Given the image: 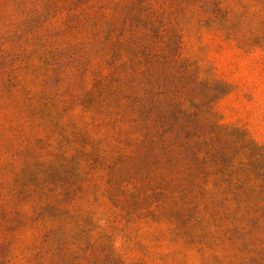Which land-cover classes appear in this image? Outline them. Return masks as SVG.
Returning a JSON list of instances; mask_svg holds the SVG:
<instances>
[{
    "label": "rangeland",
    "instance_id": "1",
    "mask_svg": "<svg viewBox=\"0 0 264 264\" xmlns=\"http://www.w3.org/2000/svg\"><path fill=\"white\" fill-rule=\"evenodd\" d=\"M0 264H264V0H0Z\"/></svg>",
    "mask_w": 264,
    "mask_h": 264
}]
</instances>
